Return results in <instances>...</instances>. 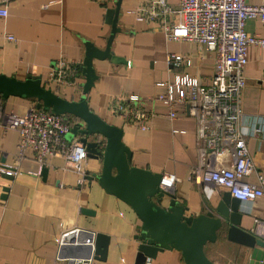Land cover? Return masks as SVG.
I'll use <instances>...</instances> for the list:
<instances>
[{"label": "crops", "instance_id": "crops-1", "mask_svg": "<svg viewBox=\"0 0 264 264\" xmlns=\"http://www.w3.org/2000/svg\"><path fill=\"white\" fill-rule=\"evenodd\" d=\"M144 1L119 0L115 22L118 30L109 45L113 59H91L96 78L85 95L87 107L122 130L121 141L131 153V166L174 175L170 195L184 207V215L195 216L206 207H214L226 191L194 181L191 171L197 161L195 123L185 107L176 105V115L169 119L163 104H146L144 107L154 115L145 130L127 124L108 110L112 97L135 94L146 99L163 91L156 83L172 81L176 75L186 74L196 77L201 84H210L213 53L198 43L167 40L156 23L137 21L127 14ZM116 2L0 0V8L6 10V16L0 17V74L17 80H24L27 75L38 76L43 88L76 101L84 81L79 67L73 83L63 87L47 81L49 70L58 58L79 65L85 42L99 50L105 48L111 31L107 12L115 8ZM168 2L176 5L178 0ZM247 2L264 5V0ZM244 30L264 37V23L259 21L246 20ZM6 35L12 39H6ZM171 52L187 57L189 65L169 66L165 56ZM263 68L264 47L248 46L242 69L245 83L238 126L245 136L251 161L264 178V85L259 82ZM0 101L4 113L18 116L36 103L33 98L13 95L5 99L0 96ZM69 117L72 125L76 120ZM97 139L101 140L99 136ZM16 143V131L0 125V167L9 165L15 172L0 173V264H71L58 258L55 242L62 231L71 228L107 236L104 260L92 258L91 264H133L138 244L135 236L141 222L126 203L105 192L95 178H89L100 171L101 157H86L78 170H73L65 165L61 154H54L39 166L30 149L16 160ZM221 160L228 163L226 157ZM245 179L254 182V174ZM168 200L164 196L161 205L166 206ZM238 211L240 228L264 239V194L239 201ZM204 252L214 264H245L247 259L244 248L226 241L222 234L214 243H207ZM72 253L64 248L60 252L64 258H73ZM146 261L184 264L179 251L174 249L157 252L155 259Z\"/></svg>", "mask_w": 264, "mask_h": 264}, {"label": "built area", "instance_id": "built-area-1", "mask_svg": "<svg viewBox=\"0 0 264 264\" xmlns=\"http://www.w3.org/2000/svg\"><path fill=\"white\" fill-rule=\"evenodd\" d=\"M247 1L178 0L176 5H171L168 0H145L128 10L127 14L137 21L156 23L167 40L198 43L212 52L213 72L208 85L193 76L176 75L172 81L156 83L163 91L146 99L128 94L114 96L108 104L111 115L139 130H145L154 115L144 107L146 104H163L169 119L176 115L175 106L183 105L195 123L197 161L191 171L194 181L221 188L239 201L253 200L264 194V178L252 163L245 136L238 126L247 47H264V37L244 30L246 20L264 23V5H250ZM5 16L6 10L0 8V17ZM5 38L11 40L12 36ZM165 62L172 67L189 65L187 57L172 52L166 54ZM126 66H129L128 61ZM77 69V64L58 58L49 70L47 81L56 86L71 85ZM259 82L264 85V68ZM0 125L17 133L16 160L30 149L39 166L48 156L61 154L68 168L78 170L86 158V151L77 139L67 142L64 138L70 128L65 114L32 106L18 116L4 113L0 101ZM223 157L228 163L221 160ZM0 173L13 175L15 172L11 166L2 165ZM250 174H254V182L245 179ZM175 180L174 175L163 174L159 185L170 193ZM93 237V232L79 228L62 231L55 239L58 258L71 264H91V252L87 257L73 258L61 257L60 252L63 246L92 249Z\"/></svg>", "mask_w": 264, "mask_h": 264}, {"label": "water", "instance_id": "water-1", "mask_svg": "<svg viewBox=\"0 0 264 264\" xmlns=\"http://www.w3.org/2000/svg\"><path fill=\"white\" fill-rule=\"evenodd\" d=\"M119 0L115 8L107 12L106 21L111 26L105 48L99 50L91 43L85 42V52L78 65L84 81L81 94L76 101L66 100L40 85L38 76L27 75L24 80H17L0 74V96L9 95L33 98L35 108L48 110L54 114H66L76 121L64 138H73L84 147L86 157H101V168L89 178H95L98 185L126 203L139 218L141 225L135 238L138 240L133 264H146L147 259H155L157 252L174 249L179 251L184 264H214L205 255L207 243H214L219 234L233 244L244 248L247 257L245 264H264V239L240 228L241 213L238 211L239 200L228 192L221 194L214 207H206L200 214L184 215V207L171 193L160 185L161 175L144 168L130 165L131 153L122 143V130L106 123L87 107L85 95L96 78L91 59L111 58L109 45L115 27ZM100 137L101 140L97 139ZM94 138V139H92ZM164 196L169 200L166 206L161 205ZM89 213L88 209H82ZM107 236L95 233L92 249L89 246L68 247L72 257H87L104 260L107 248ZM77 252V253H75Z\"/></svg>", "mask_w": 264, "mask_h": 264}, {"label": "trees", "instance_id": "trees-1", "mask_svg": "<svg viewBox=\"0 0 264 264\" xmlns=\"http://www.w3.org/2000/svg\"><path fill=\"white\" fill-rule=\"evenodd\" d=\"M66 117H67V121H68L69 125H71L72 122H71V119H70L69 115H66Z\"/></svg>", "mask_w": 264, "mask_h": 264}]
</instances>
